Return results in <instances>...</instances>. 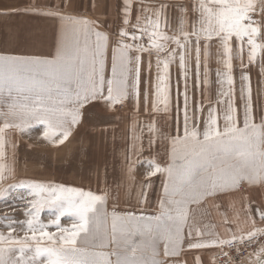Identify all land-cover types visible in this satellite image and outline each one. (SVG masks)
<instances>
[{"label":"snow or ice","instance_id":"6c2138e0","mask_svg":"<svg viewBox=\"0 0 264 264\" xmlns=\"http://www.w3.org/2000/svg\"><path fill=\"white\" fill-rule=\"evenodd\" d=\"M69 7L66 0H28L0 12L57 22L49 52L0 50V161L5 159L10 130L23 134L43 126V139L58 146L69 139L86 112L100 107L115 110L130 103L137 117L125 157L128 174L131 178L136 165L145 163L148 180L137 186L136 203L125 210L119 207L118 187L113 193L106 185L97 194L51 179L16 181L15 170L0 163V199L14 189L23 190L19 198L25 217L3 218L7 232L0 231V264H165L158 259L161 245L165 256H178L186 239L190 249H216L220 264H264V208L246 205V229L240 228L239 215L234 220L226 215L225 223L237 226L228 228L224 236L203 219L209 198L243 191L245 184L264 187V105L254 108L251 77L245 71L258 64L264 78V0L171 5L177 10L176 28L170 26L169 5L161 4L152 16L141 5L133 16L134 0H121L115 39L98 30L96 21L66 14ZM213 48L221 54L223 65L215 73L219 85L215 103L208 63ZM145 54L149 74L153 57L157 72L155 103L149 111L145 91V114L150 119L141 126ZM234 59L240 68V108ZM173 65L180 79L175 131L170 132ZM201 84L209 86L207 111L204 101L194 103L190 95V85ZM155 145L163 155L157 150L141 161L139 154L152 152ZM152 177L159 178L161 191L156 211L149 213ZM128 196L130 203L131 190ZM241 249L247 251L243 261ZM194 264L202 262L194 258Z\"/></svg>","mask_w":264,"mask_h":264},{"label":"rangeland","instance_id":"374dc122","mask_svg":"<svg viewBox=\"0 0 264 264\" xmlns=\"http://www.w3.org/2000/svg\"><path fill=\"white\" fill-rule=\"evenodd\" d=\"M0 3V12H3L5 9L11 10L27 4L28 0H0ZM66 14L96 21L100 26L98 30L108 32L111 39H115V33L118 32L121 23L119 17L116 19V14L112 15L113 22H106L105 17L104 21L100 20V18L97 19L96 15H93V9H76L71 6L67 9ZM135 15L136 12L133 16ZM56 28L57 22L53 19L23 14H0V50L7 49L22 53L49 52L52 50L56 39ZM235 51L234 48V56ZM143 59L144 63L141 66L140 111L138 116V120L142 122L144 117L150 119L145 114V91L148 94L147 107H149V111H152L149 103L155 101L152 88L153 68L149 74L145 63L148 59L147 54H145ZM153 60H155L154 57ZM221 61V54L213 48L208 63L211 73L214 72V84L217 83L216 70L223 67ZM245 63H247L246 51ZM233 65L235 87L237 86L240 89L239 61L234 59ZM173 66L176 72L175 69L171 71L173 74L171 76V95L172 100H176V95L172 92L176 87V81L180 79V74L175 65ZM245 71L251 77L254 108L259 110L258 106L264 105V78L260 75L258 64L249 65ZM191 87L196 86L190 85ZM180 91L183 92L182 81L180 83ZM100 108L107 114H111L112 119L94 124L92 128H85V119L83 117L82 123L77 126L69 139L58 146L43 139V126L34 127L23 134L18 130H10L7 138L5 159L0 161V163H4L15 170L16 181L51 179L56 183L91 189L97 194L102 193L106 185L109 191L113 193L118 187L119 207L125 210L130 209L136 203L135 196L138 192V183L147 182V172L149 170L145 163H141L136 165L131 178L128 174V160L125 157L128 156L131 150V128L133 118L137 117V113L130 103L124 106H117L115 110L105 107ZM173 116L175 117V111H173ZM12 145H15L14 149ZM145 152H148V150L139 154L141 161L149 158L145 156ZM151 153L149 152L150 155ZM151 179L154 183L153 188L148 192V201L150 202H148L147 211L149 213L156 211L157 199L161 191L159 178L152 177ZM130 190L131 202L129 203L128 192ZM21 191L23 190L14 189L11 195L0 199V231H4L5 234L7 232L3 219L5 216L15 217L19 220L25 218L23 201L19 198V192ZM111 206L112 199L110 198L109 209H111ZM46 216L47 213L44 214V217ZM64 222L62 220V223Z\"/></svg>","mask_w":264,"mask_h":264},{"label":"crops","instance_id":"0c3cea01","mask_svg":"<svg viewBox=\"0 0 264 264\" xmlns=\"http://www.w3.org/2000/svg\"><path fill=\"white\" fill-rule=\"evenodd\" d=\"M66 2L70 3L72 7L76 9H93V15L95 14L97 19L106 22H113V14H116V19L119 17L121 21V0H66ZM194 2V0H134V11L139 8L141 5L144 7L147 15L152 16V14L160 7L161 4L169 5L167 12L168 18L171 20L170 26L172 28H176V17L177 10H174L171 5L185 3L189 4ZM1 4V3H0ZM95 5L93 8L92 6ZM118 13V14H117ZM154 18V17H153ZM155 59V58H154ZM146 60V59H145ZM147 61V60H146ZM145 61L146 65L147 62ZM154 66H152L153 73V90L155 88V77L157 69L155 67V60H153ZM145 65V66H146ZM172 66L171 71L174 70ZM147 71V70H145ZM176 72V69H175ZM173 74L171 73V76ZM214 72L211 74V86H210V96L213 103L218 96L219 85L213 83ZM216 81V80H215ZM236 104L237 107L240 108L242 105L240 89L236 86ZM176 95V87L172 92ZM190 95L192 97V102L199 103L200 101L205 102V111H207V102L209 98V86L205 84H201L199 87H191ZM155 101H151L150 106L153 108ZM180 104H183V97H180ZM173 111L175 110L176 100H172ZM149 108V107H148ZM173 116V113H172ZM174 117V116H173ZM85 119V128H92L94 124H98L99 122H106L112 119L111 114H107L102 108H97L94 112H86L84 115ZM143 119V117H141ZM140 119V120H141ZM149 121L148 117H144L143 122L139 121L140 125L143 126ZM163 123V120H161ZM167 127L170 132L175 131V120L172 118L167 122ZM147 133L145 132V137ZM158 148V149H157ZM151 155H154L155 151L159 150L160 154L163 155V149H160L158 145H155L153 148ZM148 152H145V156H151ZM33 156V155H32ZM140 185V183H138ZM155 190V189H153ZM149 199V196H148ZM150 202V201H148ZM251 203L253 209L264 208V187L249 186L245 184L243 186V191H235L230 194H223L217 198H209L205 204L204 209L207 212V215L204 216V222L209 223L215 227V230L218 231L222 236L228 235V228H236V224H226L225 216L227 215L229 219L234 220L237 215L240 218V228L246 229L248 227L247 224L243 223L244 221V211L245 207L248 203ZM257 221H258V213ZM217 252L214 248L200 249L194 250L188 247V241L185 240V244L183 246V250L180 252L178 256H165L163 252V246L160 248V256L158 259L165 262V264H194V258L198 259L202 262V264H214L215 262V253Z\"/></svg>","mask_w":264,"mask_h":264},{"label":"built area","instance_id":"2783aa9c","mask_svg":"<svg viewBox=\"0 0 264 264\" xmlns=\"http://www.w3.org/2000/svg\"><path fill=\"white\" fill-rule=\"evenodd\" d=\"M241 251H242V255L247 257V251H244L243 249H241ZM248 251H251V249H248ZM215 264H220L219 258H217V253L215 254Z\"/></svg>","mask_w":264,"mask_h":264},{"label":"bare ground","instance_id":"6f19581e","mask_svg":"<svg viewBox=\"0 0 264 264\" xmlns=\"http://www.w3.org/2000/svg\"><path fill=\"white\" fill-rule=\"evenodd\" d=\"M245 258H246V256L242 255L240 259H241V261H243Z\"/></svg>","mask_w":264,"mask_h":264}]
</instances>
